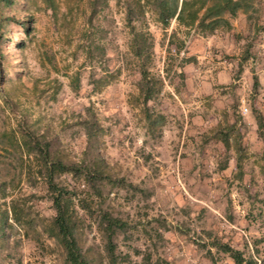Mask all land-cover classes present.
Masks as SVG:
<instances>
[{
	"label": "rangeland",
	"instance_id": "obj_1",
	"mask_svg": "<svg viewBox=\"0 0 264 264\" xmlns=\"http://www.w3.org/2000/svg\"><path fill=\"white\" fill-rule=\"evenodd\" d=\"M222 16L200 31L163 28L145 0H0V264H69L35 139L63 162L99 158L114 178L96 190L54 175L88 264H244L212 241L264 264V0ZM130 24L151 35L161 80L148 118ZM102 210L124 222L113 259Z\"/></svg>",
	"mask_w": 264,
	"mask_h": 264
},
{
	"label": "trees",
	"instance_id": "obj_2",
	"mask_svg": "<svg viewBox=\"0 0 264 264\" xmlns=\"http://www.w3.org/2000/svg\"><path fill=\"white\" fill-rule=\"evenodd\" d=\"M145 2L149 4L155 13L156 20L160 22L163 28H165L170 18H174L177 25H182L187 28L194 27L200 31H212L219 24L220 20L226 19L223 18L222 15L224 13L233 14L235 9L242 5L243 0H145ZM130 33L129 49L137 61V95L140 97L144 117L148 118L149 113L147 112L148 107L146 102L158 91L161 80L153 74H150L147 67L152 44L151 35L147 31L144 32L135 29L133 24H130ZM171 35H173V32H171ZM182 45L183 39H178L175 44V49L177 50ZM253 77V82L256 83V77ZM85 109H88V107L86 106ZM253 116L257 125L261 126V113L256 111ZM92 127V124H86L85 126L87 142L92 137ZM225 142L226 140L224 139L223 143ZM34 143L41 153L44 169L43 175L47 188L53 192L50 196L53 214L50 220L49 233L54 235L62 246L64 258L69 264H88L73 234V223L67 210V204L64 202L66 190L54 180V175L61 171L79 174L89 186L96 190L98 182L103 179L106 181L109 179L114 180V178H110L109 174L103 170L102 165L104 162H102L103 160H99V158L98 160L91 158V160L87 162H63L59 158H52L49 156L46 142L40 145L39 141L35 139ZM115 179L118 181L119 185H124V180L122 178L119 177ZM127 183L128 185H132L130 182ZM79 203L82 207H86L85 203L81 201ZM123 224L124 222L118 216L106 210L101 211L98 225L103 234L104 249L111 259H113L112 235L116 229H121ZM212 244L221 250L227 251L236 263L256 264L254 259H244L240 250L224 242L212 241Z\"/></svg>",
	"mask_w": 264,
	"mask_h": 264
}]
</instances>
